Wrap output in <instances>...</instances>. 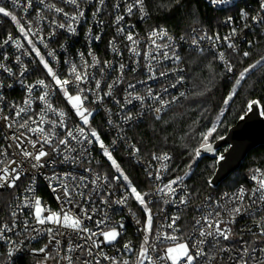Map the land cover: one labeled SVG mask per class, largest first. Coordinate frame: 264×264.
<instances>
[{"label":"built area","instance_id":"2783aa9c","mask_svg":"<svg viewBox=\"0 0 264 264\" xmlns=\"http://www.w3.org/2000/svg\"><path fill=\"white\" fill-rule=\"evenodd\" d=\"M204 2L214 10L225 12L221 23L214 30L193 26L186 33L177 34L166 28L149 27L150 14L145 1L147 15H143L138 6L131 14L127 12V6L134 4V0H103V3L101 0H78V8L67 0H44L43 3L31 0V7L28 0H17L16 4L12 0H2L0 6L12 11L26 31L29 28L31 31L24 37L10 17L0 14V64L4 65L0 68V97H3L0 99V168H16L21 174L15 188L0 189V230L10 229L0 238V264H18L21 259L40 264H124L125 261L127 264H172L166 258L168 247L188 243L195 255L196 249L192 245L199 240H204L199 245L204 255L197 257L193 264L264 262V201L260 200V192L253 194L258 183L252 178L253 175L259 178L264 169L253 171L245 183L233 189L207 194L190 214L193 195L186 182L187 176H172L173 155L167 153L168 159L157 160L153 156L145 159L135 151L138 147L130 136V130L144 123L150 115L165 114L189 96L191 86L184 62L187 53L212 55L231 79L234 75L232 56L243 55L259 38H264L261 0H228L221 5H213L210 0ZM53 4L63 12L57 13L47 7ZM78 11L85 15L72 21L70 17ZM245 12L247 18H242ZM254 16L259 19L253 20ZM117 17L123 19L117 21ZM59 23H71L75 33H69L67 27H57ZM154 29H164L167 35L150 37ZM233 29H236V35L230 42L236 45L235 50L229 48V41L224 39L231 36ZM129 34L135 43L127 40ZM9 36L12 39L4 43ZM96 36L100 39H95ZM29 39L59 78L73 81L67 86L70 94L77 93V85L85 90L83 95L87 99L83 107L92 112L88 125H83L40 63L39 56L31 51ZM194 39L198 43L193 44ZM17 41L23 47L18 48ZM49 52L54 55L50 56ZM221 52L224 53L223 60L220 59ZM73 64L85 80L75 81V74L71 73ZM228 65H232L230 72ZM9 68L11 73L6 70ZM39 80H44L49 87L39 85ZM29 86H32L31 92ZM46 91L48 103L56 111L48 110L39 99ZM137 96L140 99H136ZM161 101L167 103L162 105ZM20 108L25 111L17 117ZM157 108L161 109L159 113ZM60 111L66 113L63 119L67 127L60 126ZM128 116L131 119H126ZM42 117L44 123L40 122ZM25 121L27 126L19 127ZM49 121H56L57 126L52 128ZM79 127L84 128V135L78 131ZM29 128L45 131L42 134L38 130L29 131ZM92 129L97 131L124 176L128 177L127 181L104 155L100 143L90 136ZM69 130L75 139L67 136ZM53 131L55 136L51 137L50 146L44 143L43 136ZM85 136L92 142L85 140ZM60 139H68V145L59 144ZM31 141L37 142L35 148ZM53 146L57 149L55 152ZM41 147L49 155L42 159L43 167L33 168L34 161L22 153L25 150L36 153ZM124 160L139 167L144 178L132 180L120 163ZM177 178L180 179L172 185L175 192L168 193L165 185ZM65 187L69 197H64ZM131 187L147 194L144 199L152 216L150 233L146 231L148 212L131 195ZM241 189L244 190L243 197L238 199ZM124 197H127L125 204L116 203ZM36 199L45 209L42 216L49 212H67L80 218L82 228L89 231L52 223L38 224ZM181 199L186 203L182 204ZM240 205H243L240 214L229 215V210ZM174 217L179 219L169 227ZM217 221H220L221 230H229V239L225 240L216 232ZM48 228L53 229L52 234L47 232ZM112 228H117L120 233L117 239L100 243L103 241L100 233ZM201 231L212 234L201 237ZM53 235L59 244L53 241ZM170 235L178 239L165 238ZM125 244L129 245L128 249L124 248ZM13 245L19 251L8 257L6 254ZM41 248H45V252L34 251ZM142 249H147L143 257L140 256Z\"/></svg>","mask_w":264,"mask_h":264},{"label":"trees","instance_id":"16d2710c","mask_svg":"<svg viewBox=\"0 0 264 264\" xmlns=\"http://www.w3.org/2000/svg\"><path fill=\"white\" fill-rule=\"evenodd\" d=\"M144 1L150 14L149 27L166 28L177 34H184L193 26L214 30L226 15L209 7L204 0H180L178 4L174 0ZM248 52L250 55L247 57L232 56L234 75L231 79L212 55L187 53L184 62L191 86L189 96L173 110L150 115L144 123L130 130L131 139L143 158L167 153L173 155L172 176H187L186 182L193 195L190 214L207 194L233 189L245 183L253 171L264 169V146H261L252 150L240 168L230 176V185L223 187L222 183L212 187L210 181L215 174L216 158L195 156V150L201 147L203 134L220 119L225 107V114L210 143L227 134L245 114L250 101H259L264 110V62L250 68L264 57V38H259ZM245 68L250 70L237 85L236 80ZM233 92L232 99L225 104ZM226 150L227 147H224L218 154ZM120 163L132 180L144 178L140 168L128 160ZM18 264L33 263L30 259H21Z\"/></svg>","mask_w":264,"mask_h":264},{"label":"snow or ice","instance_id":"6c2138e0","mask_svg":"<svg viewBox=\"0 0 264 264\" xmlns=\"http://www.w3.org/2000/svg\"><path fill=\"white\" fill-rule=\"evenodd\" d=\"M13 4H16L17 0H12ZM41 3L44 2V0H40ZM68 3H71L73 5H76L77 8L79 7L78 4V0H67ZM180 2V0H174V3L178 4ZM228 0H210V3L213 5H221V4H225L227 3ZM101 3H103V0H101ZM0 4H2V0H0ZM28 6L31 7V0H28ZM139 7V11L143 14V15H147V12L145 11V7H144V0H134V4H129L127 6V12L129 14H131L133 12V8L134 7ZM47 7H49L50 9H54L57 13H61L63 12L62 8L56 7L54 4L53 5H47ZM117 7H119V5H117ZM260 8L261 10H264V0H261V4H260ZM0 14H2L5 17H10L11 20L15 23L16 27L19 29V32L24 36L27 37L29 35V32L31 31V29L29 28L27 31L25 29V26H23L20 23V20L17 18L16 15L13 14L12 11L8 10L6 7L4 6H0ZM65 16H68V13H64ZM85 15V13L83 11H78L75 15H72L70 17V19L72 21H76L78 20L80 17H83ZM95 15V14H94ZM242 18H247V13H242ZM123 17H117V21L122 20ZM253 20H258V17H252ZM229 20H231V18H229ZM245 27H247L248 25L245 24ZM57 27L64 29L65 27H67V31L69 33H75L76 29L74 27H72V24L69 23L67 25H65V23H59L57 25ZM122 31V30H121ZM167 35L166 31L164 29H159L156 30L154 29L151 33H150V37H157V36H164ZM236 35V29L232 30V34L231 36H226L224 39L225 41H229L228 43V47L235 50L236 45L234 43H231V39L232 36ZM127 40L129 41H133L135 43V41L133 40V36L131 34L127 35ZM203 38V37H202ZM208 39H213V37H207ZM217 40H219V37L216 36L215 37ZM12 37L9 36L8 40H5L4 43H8L9 40H11ZM95 39H100L99 36H96ZM169 39H171L169 37ZM153 43H155V40H153ZM198 43L197 40H193V44ZM28 44L31 45V51L35 52L37 56H39L40 58V63L43 65V67L47 70V73L52 77V80L55 82V85L59 87V89L63 92L64 96L66 97L67 101L71 104V107L75 110L76 115L79 116L80 120L82 121L83 125H88L89 124V117L92 115V112L89 111L88 109L83 107L84 101L87 99V96H84V89L83 88H79V85H77L78 87V91L75 95H72L69 93L67 86L71 85L73 83L72 80L70 79H61L57 76V74L53 71V69L49 66L48 62L45 60V57L43 55L40 54L39 49L36 47V45L33 43V41L31 39L28 40ZM17 47H23L18 41H17ZM45 47H47V45H45ZM157 47H168V45H158ZM133 52H136V49H132ZM49 55H54L52 52H49ZM83 55V54H81ZM243 55L245 57L249 56L250 53L249 52H244ZM17 61H19V57L16 58ZM176 59L179 60V56H176ZM220 59L223 60L224 59V53H220ZM261 62H264V57L261 58V60L257 61L256 64H253L250 66V68H255L258 64H260ZM107 63V62H106ZM121 69L124 68V65H120ZM0 68H4L3 64H0ZM9 73H11V69H6ZM26 70V69H25ZM227 70L230 72L232 71V65H228ZM249 68H245L241 73L239 78L236 80V84L239 85L240 81L243 80L245 78V74L249 71ZM71 73L75 74V81L76 82H81L83 80L86 79V77L81 76L79 73H77L76 71V65L73 64L71 67ZM161 75H165V73H161ZM37 83L39 85L44 86L45 88L49 87L48 85L45 84L44 80H39L37 81ZM0 86H2V82H0ZM96 87L99 88L100 87V82L97 81L96 82ZM109 89L112 88V85H108ZM173 87H175V85H173ZM29 92L32 91V86H29L28 88ZM90 91V90H89ZM110 94V93H109ZM235 93L233 92L232 94H230L228 96V98L225 100V104L228 103V101H230L232 99V96ZM49 93L46 91L44 92L42 95H40L39 99L41 101H43L46 105H47V109L50 111H56L55 109H53L52 105L50 103H48L47 97H48ZM181 95H184L183 93H181ZM0 99H3V97H0ZM136 99H140L139 96L136 97ZM175 99V98H174ZM25 103H28V101H25ZM162 105L166 104L167 102L161 101ZM260 102L257 100H252L248 103L247 105V109L245 111V114L243 116L240 117L241 121L245 120V118L249 115V113L254 112L256 109L254 108L255 105H258ZM160 108L156 109V112L159 113L160 112ZM25 111L24 108H20L17 112H16V116L19 117L21 113H23ZM59 117L61 118L59 123L61 127H67V125L64 122V117L66 115L65 112L60 111L58 113ZM260 115L264 116V110L260 111ZM5 120L8 119V117L4 118ZM126 119H131V116L126 117ZM41 123H44V119L43 117L41 118ZM49 123L51 124L52 128H55L57 126V122L56 121H49ZM12 125H9V127H11ZM27 126V121H25L24 124H20L19 127L23 128ZM39 131L40 133H44V129L43 128H38V129H33V128H29V131ZM216 130V126L213 125V127L206 133L203 134V139L204 141H207L208 137L212 135V133ZM78 131L80 132L81 135H84V128L83 127H79ZM55 136V132H50L49 134H46L43 136V141L45 144H49L50 146L52 145V139L51 137ZM67 136L75 139L76 137L73 135V132L71 130H69L67 132ZM90 136L95 138V141L100 143V147L103 149L104 155L107 156L108 160H110L112 162V165L117 169L118 172H120V175L123 176V179L125 181H127L128 177L124 176L122 170L120 169L119 165L117 164L116 160L113 159L111 152L109 151L108 148H106L103 144V142L100 140V136L97 133V131L95 129H92L90 131ZM16 139H19L18 137ZM85 140H87L89 143H91V140H88V137L85 136ZM32 146L35 148L36 146V141H31ZM69 143L68 139H60L59 140V144L61 145H65L67 146ZM201 147L203 148H207V150L211 151V147L210 145L207 144H202ZM57 149L55 146L52 147V151L55 152ZM135 151H139V149H135ZM23 156L26 158H30L31 160L34 161V163L32 164L33 168H37V167H43L44 164L41 163L42 159L46 156L49 155L48 152L43 150V147H41L36 153L30 152V151H23ZM200 155V151L199 149L195 150V156H199ZM154 159L160 160V159H168L167 155L165 154L164 156H153ZM11 163H16V161H11ZM46 163V162H45ZM190 167V165H189ZM0 172L3 173V175H0V189L2 188H15L16 187V182L18 180H20L21 178V174L20 172L16 169V168H11V170L9 169V167H4V168H0ZM257 172H259V170H257ZM149 175L151 176V173H149ZM254 180H257L258 183V187L255 188L253 190V194H255V192H260V200L264 201V173L261 174V176L258 178L256 175H253L252 177ZM53 179H56V177H53ZM157 179H159V176H157ZM180 178L174 179L172 181H170L167 185H165V188L168 190V193H173L175 192V189L172 187L173 184H176L178 182ZM53 191H55V188L53 189ZM163 191V189L161 190ZM243 192L244 190L241 189L240 190V196L238 197V199H241L243 197ZM70 193L67 189V187L64 188V197H69ZM131 195L134 196V198L145 208V211L148 212V218H147V222H146V231L147 232H151V224H152V216L150 213V210L147 208L146 202H145V195L147 194H142L141 192L137 191V189L135 187H131ZM58 199H60V197H57ZM127 201V197H124L120 200H117L116 203L117 204H125ZM70 202V201H69ZM182 204L186 203L185 199H181L180 201ZM243 210V205L237 206L232 208L231 210H229V215L234 214H240L241 211ZM45 209L41 207V201L39 199L35 200V219L37 221L38 224L40 225H44L45 223H52L57 225L58 227H64V228H72V229H80L82 231L88 232L89 229L82 228V220L78 217H74L72 215H70L67 212L64 213H57V212H49V214L47 216H42V212H44ZM13 216H15V213H13ZM91 217H89L90 219ZM179 217H174L172 224L169 225V227H173V225H175L176 220H178ZM98 223H102V222H98ZM199 223V222H198ZM220 221L216 222V232L219 233L220 236H222L225 240L229 239V230H221L219 227ZM209 227H212L211 224H209ZM8 229L7 227L3 230H0V238H3V232H6ZM47 232L49 234L53 233V229L52 228H48ZM103 236V241H101L100 243L103 242H108L111 243L113 241H115L117 239V237L119 236V231L117 228H112L111 230L108 231H102L100 233ZM211 232H205V231H201L200 232V236L204 237L205 235H211ZM93 236L96 235V233H92ZM166 239L172 240V241H176L178 239V237H176L175 235H170V236H166ZM53 241H55L57 244H59V241L55 239V235L52 236ZM89 239H91V237H89ZM145 243H147V236L145 237ZM204 240H199L197 241L195 244L192 245V248H195V255L192 254L189 244L188 243H177L175 244L173 247H168L166 249V258L171 260L172 264H193V261L201 256L204 255L202 249L199 248V245L203 244ZM95 246H99V244H96ZM46 247V246H45ZM125 249L129 248L128 244L124 245ZM69 250L71 251V247H69ZM19 251V249L13 245L12 249L9 250L7 252V256L11 257L14 252ZM36 252H45V248H41V249H37L34 250ZM262 251H264V249H262ZM147 249H142L140 252V256L143 257L146 255ZM165 257H161V259H164ZM106 259H111L109 257H106ZM150 259V258H149ZM124 264H127V261L124 262ZM142 264V262H141ZM246 264V261H245Z\"/></svg>","mask_w":264,"mask_h":264},{"label":"water","instance_id":"95a60500","mask_svg":"<svg viewBox=\"0 0 264 264\" xmlns=\"http://www.w3.org/2000/svg\"><path fill=\"white\" fill-rule=\"evenodd\" d=\"M254 108V112L249 113L243 121L239 119L224 137L207 144L210 145L211 151L199 148V158H216L215 174L210 181L212 187L220 186L236 172L252 150L264 146V116L260 115V104ZM224 147H227V150L217 155Z\"/></svg>","mask_w":264,"mask_h":264},{"label":"rangeland","instance_id":"374dc122","mask_svg":"<svg viewBox=\"0 0 264 264\" xmlns=\"http://www.w3.org/2000/svg\"><path fill=\"white\" fill-rule=\"evenodd\" d=\"M227 106V105H226ZM225 111H226V107H225V109L223 110V112L221 113V117H220V119H218L213 125H215L216 126V130L212 133V135L211 136H209L208 137V139H207V141H204V139H203V141H202V144H209L210 143V139H211V137L213 136V135H215V133H216V131H217V128H218V126H219V124H220V121L222 120V118H223V116H224V114H225ZM213 125L206 131V133L213 127ZM205 133V134H206ZM201 144V145H202ZM217 155H220V154H218L217 153ZM197 158H199V157H197ZM232 181H231V178L229 177L226 181H224L223 182V187L224 186H228V185H230V183H231ZM32 263L33 264H40V262L38 263V261H35V260H32Z\"/></svg>","mask_w":264,"mask_h":264}]
</instances>
